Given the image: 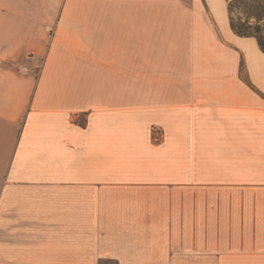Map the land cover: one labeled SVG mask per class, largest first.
<instances>
[{
  "label": "crops",
  "instance_id": "crops-1",
  "mask_svg": "<svg viewBox=\"0 0 264 264\" xmlns=\"http://www.w3.org/2000/svg\"><path fill=\"white\" fill-rule=\"evenodd\" d=\"M230 1L0 0V264H264V51Z\"/></svg>",
  "mask_w": 264,
  "mask_h": 264
},
{
  "label": "trees",
  "instance_id": "trees-1",
  "mask_svg": "<svg viewBox=\"0 0 264 264\" xmlns=\"http://www.w3.org/2000/svg\"><path fill=\"white\" fill-rule=\"evenodd\" d=\"M264 0H232L229 2V12H230V24L235 33L244 36H254L257 39L260 49L264 51V30L263 25H261V19L264 17V5L261 3ZM238 2H246L254 4L253 6L247 7L244 14L248 16L245 20H239L238 23L234 21L232 16L233 7ZM249 18H254L255 22H250ZM264 24V23H263Z\"/></svg>",
  "mask_w": 264,
  "mask_h": 264
},
{
  "label": "rangeland",
  "instance_id": "rangeland-1",
  "mask_svg": "<svg viewBox=\"0 0 264 264\" xmlns=\"http://www.w3.org/2000/svg\"><path fill=\"white\" fill-rule=\"evenodd\" d=\"M261 3L264 5V1H262ZM253 5H255V3ZM253 5L250 4V3H246V2H238V3H236V5L233 7V10H232V16L234 18V21L236 23H238L240 19L241 20L247 19L248 16L246 14H244V11L247 10V7L253 6ZM249 20L252 23L254 21L253 18H249ZM262 32L264 33V30H262ZM106 264H113V263H106Z\"/></svg>",
  "mask_w": 264,
  "mask_h": 264
},
{
  "label": "built area",
  "instance_id": "built-area-1",
  "mask_svg": "<svg viewBox=\"0 0 264 264\" xmlns=\"http://www.w3.org/2000/svg\"><path fill=\"white\" fill-rule=\"evenodd\" d=\"M25 71H27V69L24 67Z\"/></svg>",
  "mask_w": 264,
  "mask_h": 264
}]
</instances>
